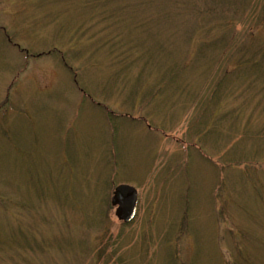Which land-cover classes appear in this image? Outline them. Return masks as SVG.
<instances>
[{
    "label": "rangeland",
    "instance_id": "374dc122",
    "mask_svg": "<svg viewBox=\"0 0 264 264\" xmlns=\"http://www.w3.org/2000/svg\"><path fill=\"white\" fill-rule=\"evenodd\" d=\"M262 53L264 0H0V264H264Z\"/></svg>",
    "mask_w": 264,
    "mask_h": 264
},
{
    "label": "water",
    "instance_id": "95a60500",
    "mask_svg": "<svg viewBox=\"0 0 264 264\" xmlns=\"http://www.w3.org/2000/svg\"><path fill=\"white\" fill-rule=\"evenodd\" d=\"M138 190L128 184H119L115 187L111 198V205L115 207L117 219L125 224L132 222L138 212Z\"/></svg>",
    "mask_w": 264,
    "mask_h": 264
},
{
    "label": "trees",
    "instance_id": "16d2710c",
    "mask_svg": "<svg viewBox=\"0 0 264 264\" xmlns=\"http://www.w3.org/2000/svg\"><path fill=\"white\" fill-rule=\"evenodd\" d=\"M261 57H262L261 59H262V63H263V62H264V53L261 54ZM243 63H247V60L244 61ZM254 64H256V62H254ZM259 64H261V62L257 63L256 65H259ZM259 66H261V65H259ZM260 68H261V67H260ZM258 70H260V69H258ZM240 98H241V97H240ZM234 109L237 110V109H239V107L237 106V107L234 108ZM237 162H238V161H233L232 164H233V165H236V166H239V165L237 164ZM2 196H3V195L0 194V200L3 199ZM108 206H109V205H108ZM111 206H112V205H111ZM112 207H113V206H112ZM109 208H110V207H109ZM122 224L126 225L125 223H122ZM2 245H3V244L0 242V248L2 247Z\"/></svg>",
    "mask_w": 264,
    "mask_h": 264
}]
</instances>
